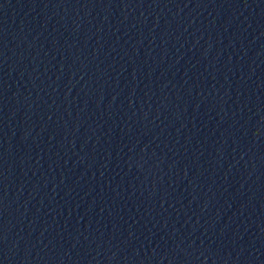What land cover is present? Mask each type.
<instances>
[{
  "label": "water",
  "instance_id": "water-1",
  "mask_svg": "<svg viewBox=\"0 0 264 264\" xmlns=\"http://www.w3.org/2000/svg\"><path fill=\"white\" fill-rule=\"evenodd\" d=\"M0 264H264V0H0Z\"/></svg>",
  "mask_w": 264,
  "mask_h": 264
}]
</instances>
